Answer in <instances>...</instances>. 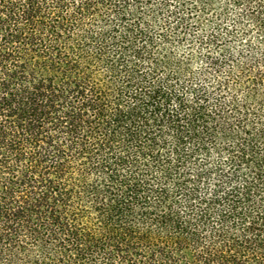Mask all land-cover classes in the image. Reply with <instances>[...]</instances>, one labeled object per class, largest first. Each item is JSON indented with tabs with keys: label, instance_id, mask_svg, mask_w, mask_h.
<instances>
[{
	"label": "trees",
	"instance_id": "trees-1",
	"mask_svg": "<svg viewBox=\"0 0 264 264\" xmlns=\"http://www.w3.org/2000/svg\"><path fill=\"white\" fill-rule=\"evenodd\" d=\"M0 264H264V0H0Z\"/></svg>",
	"mask_w": 264,
	"mask_h": 264
}]
</instances>
